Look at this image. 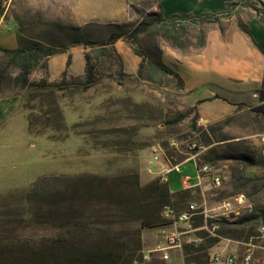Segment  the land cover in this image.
Returning a JSON list of instances; mask_svg holds the SVG:
<instances>
[{
	"label": "rangeland",
	"instance_id": "obj_1",
	"mask_svg": "<svg viewBox=\"0 0 264 264\" xmlns=\"http://www.w3.org/2000/svg\"><path fill=\"white\" fill-rule=\"evenodd\" d=\"M127 1L7 0V4L10 5L9 14L22 24L26 44L36 40L46 45L74 47L79 60L74 70L71 66L68 70L72 75H80L85 71V52L89 48L85 44H74V41L106 40L113 31L128 33L143 15L155 9L152 1L128 6ZM114 10L119 13L106 14ZM228 17L191 15L187 20L188 15L182 16L184 22L196 27L184 39V48L147 32L140 35L139 45L150 57L168 64L174 62L176 49L183 52L198 49L200 29L226 23ZM130 43L123 38L116 42V47L126 71L136 75L141 57L134 53ZM104 67L99 64L97 74L101 79L86 90L74 85L64 90L18 89L12 84L14 74L4 79L0 93L21 92L24 107H28L25 111L28 117L32 116L35 125L31 128L28 120V132L20 125L13 138L5 137L0 145V264H38L32 261L34 258L46 259L42 264H77L73 262L76 257L102 247L121 255L120 264H148L143 261L144 253L162 239V229L170 224L167 220V225L142 228L141 213L132 211L125 197L116 198L114 194L126 196L127 181L137 173L142 184L159 178L160 173L156 171L161 169V164L153 161L157 153L171 166L179 156H191L192 144L203 141V134L190 127L195 113L180 123L172 122L179 112L190 111L193 106L185 101L184 90L172 77L162 76L159 83L133 79L121 85L107 77L110 71ZM61 75L57 78L50 75V79H59ZM42 77L45 71L38 68L31 80ZM263 91L264 79L260 88V92ZM56 106L63 115V124L61 117L57 118L58 114L53 112ZM47 112H50L48 118L45 117ZM229 116L234 119L224 127L223 133L245 137L258 151V164L245 166V174L264 175V144L261 141L264 133H259L260 121L248 106L239 104L235 112L220 120ZM215 122L203 123L198 117L197 127L206 128ZM230 163L221 162L217 166L225 176L221 188L208 189L204 194L192 192L188 203L205 200L209 207H214L219 201L230 199L239 212L237 217L256 208L264 209V189L259 193L250 189V195L244 194L243 202L237 200L241 193H237L232 184ZM149 167L152 168L148 173H157V177L147 175ZM181 170L182 173L173 170L167 175V184L175 191L182 189V176L196 179L194 160L184 163ZM83 177L86 178L84 183L80 180ZM89 177L94 179L89 180ZM189 204L176 200L172 208L180 212L187 210ZM199 223L201 217L196 219V224ZM261 227L264 226L252 225L250 231L255 235L249 239L245 235L239 240L219 236L218 224L209 225V230L200 232L203 241L198 246H185L173 264H210L213 258L219 257L210 248L221 246L226 238L239 241L238 251L233 253L238 255L237 264H245L247 243L264 245V240L257 238ZM154 230L158 235L152 234ZM138 231L142 248L129 263L127 256L135 247ZM215 237L217 241L211 244ZM229 252L225 259L233 254ZM254 257L252 264H264L261 249H255ZM150 264L166 263L155 260Z\"/></svg>",
	"mask_w": 264,
	"mask_h": 264
},
{
	"label": "trees",
	"instance_id": "obj_2",
	"mask_svg": "<svg viewBox=\"0 0 264 264\" xmlns=\"http://www.w3.org/2000/svg\"><path fill=\"white\" fill-rule=\"evenodd\" d=\"M3 1L4 0H0V14L4 11L2 7ZM189 16L187 20H189ZM181 17L182 15L179 14L166 17L162 10H151L143 15L136 26L128 33L124 31H113L106 40H76L74 44H85L87 45L86 48H89V50L85 52L84 73L80 75H72L69 73L68 69L72 64V55H70L66 69L63 71L61 77L54 80L50 79L49 59L53 55L66 52L69 49L68 45H46L36 40L17 48H8L0 45V87L5 78L14 74L12 84L18 89L38 88L64 90L67 86L74 85L86 90L94 86L101 79L97 74L100 64L103 67L105 66L104 68L106 70L110 71L107 77L112 78L121 85L133 79L159 83L161 78L167 76L176 80L179 88L184 90L182 78L163 62L150 57L139 45L140 35L147 32L151 35L162 36L171 41L176 47L184 48V39L190 34V30L196 27L187 21L184 22ZM261 20L264 22V12L261 13ZM205 21L209 24L214 23L211 20ZM242 28L244 30V27ZM206 32L207 29H200L197 35L198 48L205 45ZM123 38L129 39L134 53L141 57L136 75L126 71L123 57L116 47V42ZM114 66L117 67L114 73H112L111 71ZM38 68H42L45 71V77L39 80H31L32 74ZM260 93V98L263 103L255 107H250L249 109L261 123L259 133H264V91ZM239 106L243 105L239 104ZM23 108L27 109L28 107H24L23 104ZM53 112L58 114L57 118H59V116L61 117L60 122L63 124L64 118L59 106H56ZM193 112L195 114L191 122V130L194 132H201L203 134V141L201 144H197L195 148H190V154L206 148L205 151L200 153L202 162L211 163L216 167L221 162H231L229 165L231 180L237 193L250 195L248 193L250 189L256 193L261 192L264 189V175L248 176L244 172L245 166H255L258 164L257 149H255L254 145L248 142L245 137H235L223 133L224 127L229 125L230 121L234 119V116L219 120L208 125L206 128L197 127V118L200 115L197 108L193 107L190 111L179 112L178 117L172 123L176 124L182 122ZM49 114L50 112H47V114L45 113V117L48 118L47 115ZM39 118L41 119V117ZM28 120L29 126L32 128L35 123L30 114ZM48 122H50V120ZM169 156H173V154L169 153ZM189 156L190 155L179 156L175 164L184 161ZM84 179L86 178L83 177L80 180L84 183ZM90 179L94 178L89 177V180ZM127 186L128 192L126 196H123V194L114 195L116 198L125 197V202L127 201V203L129 202L131 204L132 211L137 210L141 213L142 216L140 220L142 228L161 224L162 226L167 225L168 221L162 216L163 209L166 206H174L176 200H180L182 204L185 205L189 204V198L192 197L191 190L172 191L167 183L161 182L160 178L142 184L139 173L129 177ZM216 223L218 224L217 234L219 236L241 240L243 236L248 235L247 239H249V236L255 235V233L250 231L252 225L264 226V209L256 208V210L241 217H237L233 220L222 218L216 221ZM209 224L213 226L212 220H209ZM215 238H213L211 244L217 241V238ZM141 245V233L138 231L135 247L130 250L127 256L129 263L134 261L137 251L142 248ZM32 261L42 264L46 262V259L40 260L34 258ZM73 262H77V264H120L122 261L121 255H115L114 253L104 250L102 247L99 251H93L82 257H76Z\"/></svg>",
	"mask_w": 264,
	"mask_h": 264
},
{
	"label": "crops",
	"instance_id": "obj_3",
	"mask_svg": "<svg viewBox=\"0 0 264 264\" xmlns=\"http://www.w3.org/2000/svg\"><path fill=\"white\" fill-rule=\"evenodd\" d=\"M140 1L146 0H128L127 6ZM147 1L154 3L155 9L151 10H162L166 17L177 14L229 16L226 23H216L207 29L203 47L184 52L176 49L174 62L167 64L164 61L182 78L185 101L197 108L201 122L218 121L235 112L238 104L250 108L263 103L259 93L264 79V22L261 20L264 0ZM2 7L4 11L0 14V45L8 48L25 45L27 37L23 34L22 24L9 14L10 5L7 0L2 2ZM115 10L106 14H118ZM70 55L74 70L79 60L74 47L49 59L52 78L59 77L65 70ZM22 102L23 97L19 91L0 93V145L5 137L12 139L14 131L20 125L28 132V114ZM190 159L194 160L189 157L185 163ZM151 168H147V175L157 177V173H148ZM152 234L158 235L157 230ZM225 240L221 246L210 248L219 255V259L213 258L210 264H225L226 254L238 251L239 242L232 238ZM180 251L173 250L171 261L167 264H173Z\"/></svg>",
	"mask_w": 264,
	"mask_h": 264
},
{
	"label": "built area",
	"instance_id": "obj_4",
	"mask_svg": "<svg viewBox=\"0 0 264 264\" xmlns=\"http://www.w3.org/2000/svg\"><path fill=\"white\" fill-rule=\"evenodd\" d=\"M261 141L264 144V135L262 136ZM196 146L197 144L193 143L191 147L195 148ZM262 152L264 154V148ZM161 157L160 153H157L154 157L153 161L161 164V169L156 172L160 173L159 178L161 182L169 184V179L167 177L168 173L173 170L182 173L181 166L186 160L171 166L170 164L163 162ZM190 157L195 161L196 179L193 180L190 176H182L180 179L182 184L181 190H191L195 193L199 191L204 194L208 189H219L222 187L225 181V176L218 167L208 162H202L199 152L192 153ZM244 198V195L241 194L237 197V200L243 202ZM234 208V202L230 199L219 201L214 207H209L205 200L201 203L193 201L189 204L187 210L180 212H177L171 206H166L162 211V216L170 221V224L162 229V239L159 240L153 248L144 253L143 261L150 264L153 263L155 259H158L167 264L171 261L173 250L176 249L182 251L185 246H198L203 241V236L200 232L203 230H209V220H212L213 225L216 221H219L222 218L233 220L237 218L239 214ZM233 214L235 216H233ZM197 217H201V222L203 223L196 224ZM257 238L264 240V229H259ZM247 244L249 245V248L243 258L245 264L253 263L256 248L262 250L264 257V245H259L252 241ZM237 258V253H233L226 258V263L236 264ZM215 259L217 260L219 257H216Z\"/></svg>",
	"mask_w": 264,
	"mask_h": 264
},
{
	"label": "bare ground",
	"instance_id": "obj_5",
	"mask_svg": "<svg viewBox=\"0 0 264 264\" xmlns=\"http://www.w3.org/2000/svg\"><path fill=\"white\" fill-rule=\"evenodd\" d=\"M259 229H264V227H261V228H259Z\"/></svg>",
	"mask_w": 264,
	"mask_h": 264
}]
</instances>
